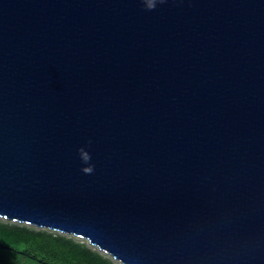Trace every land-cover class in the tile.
Instances as JSON below:
<instances>
[{
	"label": "water",
	"instance_id": "obj_1",
	"mask_svg": "<svg viewBox=\"0 0 264 264\" xmlns=\"http://www.w3.org/2000/svg\"><path fill=\"white\" fill-rule=\"evenodd\" d=\"M0 215L264 264V0H0Z\"/></svg>",
	"mask_w": 264,
	"mask_h": 264
},
{
	"label": "trees",
	"instance_id": "obj_2",
	"mask_svg": "<svg viewBox=\"0 0 264 264\" xmlns=\"http://www.w3.org/2000/svg\"><path fill=\"white\" fill-rule=\"evenodd\" d=\"M116 264L65 235L0 221V264Z\"/></svg>",
	"mask_w": 264,
	"mask_h": 264
},
{
	"label": "rangeland",
	"instance_id": "obj_3",
	"mask_svg": "<svg viewBox=\"0 0 264 264\" xmlns=\"http://www.w3.org/2000/svg\"><path fill=\"white\" fill-rule=\"evenodd\" d=\"M0 221L3 222V223H8V224H17V225H24V226H27V227H30V228H34V229H43V230H48L50 232H55L57 234H61V235H65L67 237H70L78 242H81L83 244H85L86 246L94 249L95 251L97 252H100L102 255L110 258L112 261H114L116 264H123L122 262H120L119 260H116L112 255L108 254L107 252L101 250L98 246L92 244L88 238H85V237H81V236H77L75 234H68V233H63V232H60L58 230H53V229H49V228H46V227H39L35 224H32V223H28V222H20L18 220H13V219H9V218H6L4 216H1L0 215ZM24 258H20L19 260V264H24Z\"/></svg>",
	"mask_w": 264,
	"mask_h": 264
},
{
	"label": "clouds",
	"instance_id": "obj_4",
	"mask_svg": "<svg viewBox=\"0 0 264 264\" xmlns=\"http://www.w3.org/2000/svg\"><path fill=\"white\" fill-rule=\"evenodd\" d=\"M156 2L157 0H145L146 6L148 9H154L156 6ZM79 154H80L81 160L84 162V165H85L82 168V171L86 174H91L94 171V165L90 163L92 159L91 154L84 147H81L79 149Z\"/></svg>",
	"mask_w": 264,
	"mask_h": 264
}]
</instances>
